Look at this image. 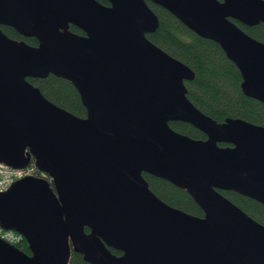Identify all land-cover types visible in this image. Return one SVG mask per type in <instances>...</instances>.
I'll return each instance as SVG.
<instances>
[{"label": "water", "instance_id": "1", "mask_svg": "<svg viewBox=\"0 0 264 264\" xmlns=\"http://www.w3.org/2000/svg\"><path fill=\"white\" fill-rule=\"evenodd\" d=\"M147 1L217 43L264 104V42L235 23L264 24V0H0V26L36 40L0 28V163L49 177L0 192V226L30 251L0 238V264H69L72 252L90 264H264V225L220 192L264 206V126L218 122L188 99L195 74L147 37L159 26ZM49 75L76 89L85 117L28 81ZM143 173L203 215L163 202Z\"/></svg>", "mask_w": 264, "mask_h": 264}, {"label": "trees", "instance_id": "2", "mask_svg": "<svg viewBox=\"0 0 264 264\" xmlns=\"http://www.w3.org/2000/svg\"><path fill=\"white\" fill-rule=\"evenodd\" d=\"M104 4L107 2L101 1ZM147 4L159 18V26L153 34L147 35L158 47L169 55L179 59L192 69L195 77L185 81L188 99L203 113L220 122L225 118H241L264 126V104L245 96L240 89L241 77L236 66L226 58L220 46L208 39L199 37L185 27L168 11L147 1ZM235 23L253 38L264 42V24L247 27ZM3 32L13 39H23L30 45H36L34 38H23L10 27L0 26ZM70 30L83 34L77 27L70 25ZM34 86L52 103L68 110L79 117H85L83 107L76 89L67 81L49 75L44 79L29 78ZM169 125L175 131L195 139L204 138L202 132L190 124L176 121ZM225 146V144H221ZM39 174V171H37ZM153 193L168 205L189 214L202 216L203 212L184 190L168 181L142 174ZM250 217L264 225V206L234 191H220ZM26 254H30L26 241L22 238L16 245ZM119 254L115 250H111ZM69 264H90L78 253L72 252Z\"/></svg>", "mask_w": 264, "mask_h": 264}, {"label": "built area", "instance_id": "3", "mask_svg": "<svg viewBox=\"0 0 264 264\" xmlns=\"http://www.w3.org/2000/svg\"><path fill=\"white\" fill-rule=\"evenodd\" d=\"M24 176H37L36 169L33 165L26 168H13L11 166L0 163V192L6 191L16 180ZM0 238L6 242L17 245L22 236L12 230H4L0 226Z\"/></svg>", "mask_w": 264, "mask_h": 264}]
</instances>
